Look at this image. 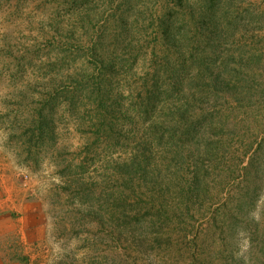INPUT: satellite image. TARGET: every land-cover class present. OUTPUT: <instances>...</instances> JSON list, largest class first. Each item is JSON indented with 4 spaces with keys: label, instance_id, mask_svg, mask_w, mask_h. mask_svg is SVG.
Instances as JSON below:
<instances>
[{
    "label": "rangeland",
    "instance_id": "rangeland-1",
    "mask_svg": "<svg viewBox=\"0 0 264 264\" xmlns=\"http://www.w3.org/2000/svg\"><path fill=\"white\" fill-rule=\"evenodd\" d=\"M0 264H264V0H0Z\"/></svg>",
    "mask_w": 264,
    "mask_h": 264
},
{
    "label": "trees",
    "instance_id": "trees-1",
    "mask_svg": "<svg viewBox=\"0 0 264 264\" xmlns=\"http://www.w3.org/2000/svg\"><path fill=\"white\" fill-rule=\"evenodd\" d=\"M211 1H213V3L215 2V0H211ZM161 25H162V23H161ZM166 25H168L169 26V23L167 22V24H165V26L164 27H166ZM184 72H185V70H184ZM200 121V120H199Z\"/></svg>",
    "mask_w": 264,
    "mask_h": 264
}]
</instances>
